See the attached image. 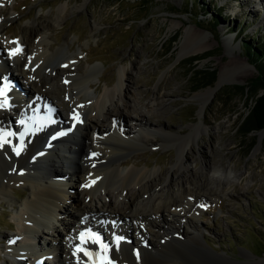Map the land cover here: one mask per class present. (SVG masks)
Masks as SVG:
<instances>
[{"label": "bare ground", "instance_id": "obj_1", "mask_svg": "<svg viewBox=\"0 0 264 264\" xmlns=\"http://www.w3.org/2000/svg\"><path fill=\"white\" fill-rule=\"evenodd\" d=\"M84 4L61 3L52 24L61 25L69 13ZM5 6L7 2L0 0V76L8 74L12 88L19 86L32 102L30 110L11 91L0 97V197L12 208L19 206L14 220L18 232H32L41 253H47L54 264H86L87 253L93 252L104 255L100 264H179V261L236 264L224 252L220 254L207 246L199 229L196 235H181L179 224L183 226L191 221L184 215L190 212L188 205L192 201L198 206L192 208L191 214H197L199 205L217 197L216 190L221 192L223 187H230L246 171H236L230 164L222 168L221 164L207 166L202 162L200 168L220 184L212 180L209 182L213 185L207 182L191 187L188 184L182 185L184 188L179 193L169 192L174 185L169 174L178 173L180 179L184 178L181 170L188 168V149L192 143L197 144L199 133L208 129L200 119L187 132L175 131L169 122L159 118L156 110L170 105L166 100L172 92L160 91L170 87V78L145 101L132 87L131 72L124 65L117 69L113 86L93 87L94 81L102 77L100 63L85 68L78 65L76 52L70 49L71 41L59 42L57 36L51 38L48 32L51 25L38 19H33L22 32H15L8 24L19 16L14 13L13 5L7 10ZM236 10L233 7L229 12L233 14ZM259 23L264 24V16ZM202 38H205L203 31L187 27L176 59L202 52L206 47ZM233 38L234 33L226 36L229 43ZM235 47L238 45H230L229 50ZM250 66L246 60L229 59L219 69L217 86L238 80ZM214 91V87H209L191 95L199 104V117L204 115ZM148 94L146 91L145 96ZM57 95L67 96L66 107ZM5 103L18 110L17 126L11 122V112ZM77 116L79 120L74 118ZM73 119L75 125L69 132L59 134L58 130L69 126ZM127 121L133 124L134 130ZM156 133L160 138H155ZM258 135L253 156L264 146V131ZM92 142L100 145L94 146ZM169 145L176 148V158L165 171L135 162L126 166L128 160L124 157L135 150ZM62 160L66 164L64 168L60 165ZM17 185L27 190V196L19 202L13 194ZM94 196L98 199L95 203ZM68 199L73 202V209L64 203ZM178 206L182 207L183 215L177 211ZM54 212H57L56 221L62 225L61 232L55 227V220L52 221ZM48 223L51 225L46 226ZM87 225L97 226L101 236L85 239L81 231ZM49 231L52 238L46 237ZM15 238L7 235L11 243ZM1 264H25V259L10 248L2 255ZM251 264H262V260Z\"/></svg>", "mask_w": 264, "mask_h": 264}, {"label": "rangeland", "instance_id": "obj_2", "mask_svg": "<svg viewBox=\"0 0 264 264\" xmlns=\"http://www.w3.org/2000/svg\"><path fill=\"white\" fill-rule=\"evenodd\" d=\"M6 1L10 5L5 6V10L13 5L14 13L19 16V19L8 24L15 28V32H22L25 26L33 23V19H38L45 25H51L52 29L48 30L51 38L57 36L59 42L64 39L71 41L70 49L76 52L78 65L85 68L102 62V78L106 81H94L101 88L115 84L117 69L121 65L131 72L130 83L141 93L143 101L148 100L153 91L170 78V87L160 89L172 92L166 100L170 105L166 109L156 110L159 118L169 122L171 130L175 131L187 132L190 125L200 119L208 129L200 132L197 144L192 143L188 149V168L181 170L184 178L180 179L178 173L169 174L171 182L174 181L173 191L170 188L169 192L174 194L182 191V185L195 187L212 180L219 183L200 168L202 162H206L207 166L209 163L216 166L221 164L222 168L230 164L236 171H246L230 187H223L221 192L216 190L215 201H209L211 203H208L207 211L193 217V221L187 225L184 224L180 228L182 234L189 235L193 233L190 230L199 229L204 236L202 241L213 251L220 254L224 252L231 262L251 264L262 260L264 264V146L256 156L252 155L259 139L258 132L262 130L249 131L241 126L243 119L250 113L255 97L262 92V85L256 84V80L264 73V25L258 22L264 9L256 13L251 11L248 0H238L243 7L233 17L228 15V8H232L234 0ZM68 1L72 5L85 4L69 13L61 25L52 24L58 6ZM174 23L177 25L172 27ZM255 25L258 26L253 28ZM189 26L203 31L205 38H202V42L206 43V47L198 54L177 60L180 42ZM231 32L238 33L229 43L226 36L231 35ZM230 45H238V48L229 50ZM193 58V64H187ZM231 58L246 60L251 66L246 74H238V80L224 82L216 87L220 67ZM193 65L195 69L213 71V82L197 83L189 72ZM239 68L243 70V67ZM209 87L216 88L207 102L204 115L199 117V104L191 99V95ZM146 91H149L147 96ZM57 97L60 101L67 100L66 97ZM59 106L57 102V108ZM128 125L134 130L131 122ZM154 136L160 138L157 133ZM150 147L133 151L125 157L130 160L126 164L130 166L135 162L139 166L147 165L165 171L176 158V148L173 145ZM134 153L139 156L132 157ZM17 192L18 188L15 187L14 194ZM94 200H98L96 196ZM69 202L67 206L72 208ZM7 206H10L9 203L0 198V233L10 234L9 218H12L13 213L8 217ZM210 217L211 220L214 217L215 221L211 222ZM167 218L172 222V217ZM56 226L62 228L59 222ZM4 237L7 238V234ZM180 263L183 264L182 261ZM43 264L47 262L43 261Z\"/></svg>", "mask_w": 264, "mask_h": 264}, {"label": "trees", "instance_id": "obj_3", "mask_svg": "<svg viewBox=\"0 0 264 264\" xmlns=\"http://www.w3.org/2000/svg\"><path fill=\"white\" fill-rule=\"evenodd\" d=\"M249 50L253 51L252 48ZM193 61H195V58H193L192 61H188L187 64L191 65L193 64ZM194 66L195 65L189 69V72L197 80V83L210 84L213 82L215 78V73L213 71H209L208 69H195ZM256 84H261L263 91L260 95L255 97L249 115H247L241 122L242 129L249 131L260 130L264 128V73L259 75L256 80Z\"/></svg>", "mask_w": 264, "mask_h": 264}, {"label": "snow or ice", "instance_id": "obj_4", "mask_svg": "<svg viewBox=\"0 0 264 264\" xmlns=\"http://www.w3.org/2000/svg\"><path fill=\"white\" fill-rule=\"evenodd\" d=\"M12 54H15V53H12ZM0 107H2V105H0ZM75 119L79 120V117H74ZM63 134V133H62ZM201 207H204V205H201Z\"/></svg>", "mask_w": 264, "mask_h": 264}, {"label": "water", "instance_id": "obj_5", "mask_svg": "<svg viewBox=\"0 0 264 264\" xmlns=\"http://www.w3.org/2000/svg\"><path fill=\"white\" fill-rule=\"evenodd\" d=\"M216 87H217V84H216ZM216 87H215V88H216ZM262 91H263V88H262ZM261 93H262V92H261ZM261 93H260V94H261ZM261 130L264 131V128H262Z\"/></svg>", "mask_w": 264, "mask_h": 264}]
</instances>
